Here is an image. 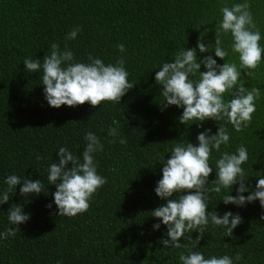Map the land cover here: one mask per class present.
Here are the masks:
<instances>
[{"label":"trees","instance_id":"obj_1","mask_svg":"<svg viewBox=\"0 0 264 264\" xmlns=\"http://www.w3.org/2000/svg\"><path fill=\"white\" fill-rule=\"evenodd\" d=\"M245 0H0V194L5 180L16 175L23 180H41L46 192L20 195L21 185L10 193V200L0 205V233L15 227L8 220L13 204H23L30 219L19 225L20 232L0 239V264H182L181 253L189 248H165L167 226L151 211L167 203L155 193L162 178L163 164L178 143L197 144V135L205 129L216 134L220 126L230 136L219 152L213 149L209 165L213 171L206 187L215 186L216 161L223 152L236 153L243 145L248 160L241 165L246 187L255 190L264 176V53L260 66L252 70L244 87H257L261 96L247 128L236 132L222 121L179 123L183 109L163 108L162 86L155 74L165 62H173L176 53L196 48L205 29H211L203 42L214 44L216 25L222 19L221 7H231ZM254 21L261 32L264 48V0H247ZM77 26L81 31L74 40H66ZM223 47L229 55L226 62L238 61L231 51V35L222 34ZM58 43L60 50L73 52L74 62L89 63L88 55L100 58L105 65L125 60L128 81L134 87L120 103L102 102L93 108L85 103L74 108L62 105L52 108L44 97L42 72L28 73L23 61L40 59ZM123 44L124 52L117 45ZM212 55L218 64L225 61L214 51L199 53L198 60ZM206 69L201 65L200 71ZM193 80L199 79V73ZM227 102L232 97L224 94ZM163 108V110H162ZM193 123V124H192ZM202 126L198 127V124ZM111 127L116 137L108 135ZM94 133L103 151L93 154L97 174L107 183L94 193L87 212L75 217L58 216L53 193L55 185L47 184L49 166L58 160L61 147L80 157L86 147L85 135ZM125 139L127 144H121ZM82 162V157H81ZM71 165H69L70 167ZM239 183L208 192V214H239L242 222L225 236L221 226L209 223L199 245L192 249L206 259L224 255L233 264H264V208L258 200L242 207L225 205L226 195H237ZM186 194V193H185ZM176 195L169 199H175ZM249 195V192L243 193ZM52 204L51 209L46 205ZM160 223L159 229L153 225ZM193 240L198 231L186 233ZM184 238L181 243H186ZM241 255L239 261L236 254Z\"/></svg>","mask_w":264,"mask_h":264},{"label":"clouds","instance_id":"obj_2","mask_svg":"<svg viewBox=\"0 0 264 264\" xmlns=\"http://www.w3.org/2000/svg\"><path fill=\"white\" fill-rule=\"evenodd\" d=\"M220 12L222 19L216 25L214 44L206 45L203 42L204 36L211 31L205 29L197 41L196 48L184 49L176 53L173 62H165L162 65L155 74V82L162 86L164 102L160 104L163 108L174 105L183 109L178 118L180 124L207 120L218 122L226 119L236 132H241L251 123L252 114L256 111L255 101L261 96L259 88L252 87L249 90L244 87L242 72L247 77L254 75L252 70L260 66L264 48L260 45L261 32L247 0L231 7L223 6ZM80 31L77 26L68 34L66 40H74ZM229 33L232 39L231 51L238 54V64L225 61L229 53L223 47L221 37L222 34ZM117 47L120 52L125 51L123 44ZM50 48L42 63L40 59L26 58L23 64L28 73L42 72L44 97L52 108L58 109L62 105L74 108L85 103L96 108L106 101L120 103L126 92L134 87V84L128 81L129 74L124 67L123 58L118 59L115 65H105L100 58L89 54V63H78L74 62L73 52L68 50L67 44L63 51L58 43H52ZM197 49L199 53L214 51L215 57L225 62L218 64L212 55L198 60ZM201 65L206 69L203 72L200 71ZM197 72L199 79H191ZM225 93H230L232 97L227 102L223 98ZM197 126H202V123ZM210 133V128L201 131L197 135L195 145L190 142L186 145H174L171 157L163 164L162 178L157 181L155 187L156 195L167 203L152 210L151 216L167 226V238L161 239L165 248H189V254L179 255L182 264H233V259L227 255L206 259L200 252L192 251L199 245L209 223L223 227L226 230L225 236H232L233 229L242 222V217L231 211L225 212L222 217L216 212L209 215V191L220 193L222 188L232 189L234 184L239 183L237 195L224 196L223 203L242 207L258 200L264 208V176L258 179L254 191L246 187L247 179L241 165L248 160V152L243 145L237 148L236 153H222L216 161L215 186L211 189L206 187L208 177L213 171L209 165L210 155L213 149L219 152L221 145H227L230 139L227 129L223 126L219 127L216 134ZM108 135L118 136V129L109 128ZM84 139L87 143L80 157L61 147L57 153L58 160L48 168L47 184L55 185L56 190L52 195L58 216L75 217L87 212L94 193L107 183L106 178L97 174L93 158L94 153L103 151V144L92 132H88ZM120 143L126 145L127 141L121 139ZM5 184L7 187L0 194V205L9 202L10 193L15 192L17 185L22 184L19 192L26 199L30 195L46 192L45 183L41 180L25 177L21 180L16 175L8 176ZM246 191L249 192L247 196L243 195ZM174 194L180 195L169 199ZM46 207L51 209L52 204ZM7 212L10 224L15 227H9L0 233V239L5 240L20 232L19 225L30 219V214L23 211V204H13ZM261 219L264 220V215ZM160 226V223L153 225L154 229H159ZM194 231L200 234L195 240L185 235ZM182 238L187 242L181 243ZM241 258L237 253L235 260L239 261Z\"/></svg>","mask_w":264,"mask_h":264}]
</instances>
